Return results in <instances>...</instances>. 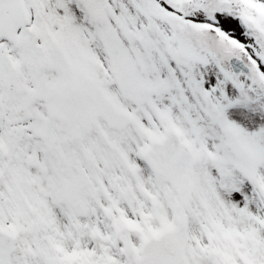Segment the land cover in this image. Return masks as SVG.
Instances as JSON below:
<instances>
[{"label":"snow or ice","instance_id":"snow-or-ice-1","mask_svg":"<svg viewBox=\"0 0 264 264\" xmlns=\"http://www.w3.org/2000/svg\"><path fill=\"white\" fill-rule=\"evenodd\" d=\"M0 264H264V0H0Z\"/></svg>","mask_w":264,"mask_h":264}]
</instances>
